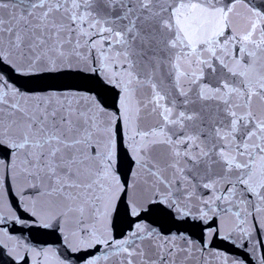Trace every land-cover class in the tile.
<instances>
[{"label":"snow or ice","instance_id":"snow-or-ice-1","mask_svg":"<svg viewBox=\"0 0 264 264\" xmlns=\"http://www.w3.org/2000/svg\"><path fill=\"white\" fill-rule=\"evenodd\" d=\"M0 264H264V0H0Z\"/></svg>","mask_w":264,"mask_h":264}]
</instances>
